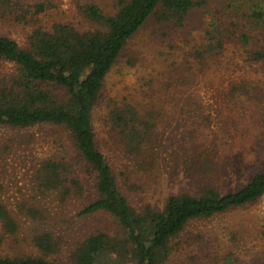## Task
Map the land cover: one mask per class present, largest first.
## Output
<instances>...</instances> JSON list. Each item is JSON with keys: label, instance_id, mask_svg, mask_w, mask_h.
Here are the masks:
<instances>
[{"label": "trees", "instance_id": "obj_1", "mask_svg": "<svg viewBox=\"0 0 264 264\" xmlns=\"http://www.w3.org/2000/svg\"><path fill=\"white\" fill-rule=\"evenodd\" d=\"M211 1L119 0L112 14L86 3L80 10L93 28L55 21L48 28L34 29L26 48L0 35V63L6 66L0 70V128L50 126L55 145L33 166L30 200L11 201L0 195V244L29 228L30 243L37 253H0V264H168L179 251L177 239L189 223L256 204L264 196L263 156L257 172L235 191L224 193L218 186L206 184L195 193L170 194L162 208L147 204L136 209L120 188L118 174L97 140L94 111L104 105L106 121L124 153L136 159L152 155L162 116L140 101L112 98L106 102V78L149 19L178 32L188 28L195 10L206 8ZM222 1L229 8L247 4L246 21L241 23L246 31L237 35L236 31L225 32L228 28L222 30L226 13L219 9L203 31L205 42L197 45L196 58L220 51L225 37L249 43L250 32L264 30V0ZM57 7L53 0H0V14L17 20ZM263 56L252 51L249 59L260 61ZM253 91H248L247 100L257 96ZM195 161L210 169L209 162ZM75 201L80 202L74 208L77 215L103 213L119 229H99L82 236L65 252L64 261L60 255L64 254L61 243L65 236L58 218ZM232 237L237 241L234 232ZM227 259L232 262V255Z\"/></svg>", "mask_w": 264, "mask_h": 264}, {"label": "rangeland", "instance_id": "obj_2", "mask_svg": "<svg viewBox=\"0 0 264 264\" xmlns=\"http://www.w3.org/2000/svg\"><path fill=\"white\" fill-rule=\"evenodd\" d=\"M53 1L57 8L27 20L0 14V35L26 48L37 27L48 28L62 21L90 29L94 26L80 7L93 3L112 14L119 0ZM219 9L226 13L222 30L228 28L225 32L232 30L237 35L246 31L241 24L248 14L246 3L229 8L222 0H213L206 8L195 10L188 28L178 32L151 18L128 42L106 78V102L112 98L140 101L162 116L152 155L136 159L124 153L119 137L106 121L107 106L94 111L100 149L136 209L147 204L162 208L170 194L195 193L206 184L216 185L224 193L235 191L257 172L264 156V56L260 61L249 59L252 51L264 54V30L250 32L249 43L225 37L220 51L203 59L195 57L197 45L205 42L203 31ZM5 67L0 63V70ZM249 90L257 94L254 100L246 99ZM53 133L54 128L42 124L0 128L1 198L30 200L33 166L51 153L50 146L55 148ZM196 159L205 165L209 162L210 169H204ZM79 203L75 201L58 218L65 236L61 243L64 254L60 255L64 261L65 252L82 236L99 229H119L106 214L77 215L74 208ZM20 230L17 238L9 237L0 244V253H37L30 243L32 231ZM177 241L179 251L168 264H264V196L256 204L192 221Z\"/></svg>", "mask_w": 264, "mask_h": 264}]
</instances>
